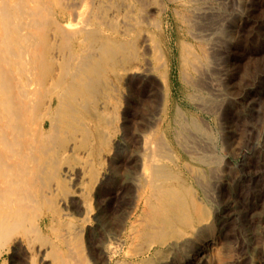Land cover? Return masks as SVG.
I'll use <instances>...</instances> for the list:
<instances>
[{
	"label": "rangeland",
	"instance_id": "374dc122",
	"mask_svg": "<svg viewBox=\"0 0 264 264\" xmlns=\"http://www.w3.org/2000/svg\"><path fill=\"white\" fill-rule=\"evenodd\" d=\"M41 1L46 6L44 10L49 11L50 9L52 13L50 16H47L48 13L45 11L46 15L42 14L43 18L45 16L44 20L46 19L42 25L46 27L43 28L41 25L43 30L45 29L41 34V27L39 31L37 30L38 33L36 35L39 34L40 36L37 35L36 37L37 42L35 41V47H38V50L35 48V51L37 50V53L43 54V60L47 61L48 65L40 60L43 63L39 64L35 84L37 87L44 80L41 84L42 86L40 85L43 88L40 87L42 92L39 90L40 93L37 94L38 88H36V93L33 95L35 99L32 98L31 102H29V108L23 107V109L31 112L37 104L36 111L34 110L33 112L35 113L32 112V114H35L37 122L43 121L44 127L48 131L46 133L52 134V136L49 135L53 140L48 137L47 141L45 140L46 137L42 141V145H46L43 149H47V151L45 152L44 150L45 155L43 154L40 169H38L40 174L37 171L40 175L37 178V186L39 188L40 200L45 204L41 205V207H43L46 214L50 213L48 215H52L53 221H45L43 223L45 228L47 223L50 225L43 232V235L46 234V240L39 239V241L35 237L34 232L26 229L23 236L19 234L20 240L15 236L6 243L3 247V252L0 254V264H75L76 260L74 261V258H79V264H139L141 262L143 264L147 260L148 262L145 264H155L167 253L172 255L174 259L173 264H264V23H262L264 22V13L261 9L264 0H247V4L242 6L237 5L234 8L230 7L229 12H233L231 13L233 20H237L241 14L248 10V7L253 6L251 10L254 17L252 16L250 28H254V33L241 34L240 32L234 33V31L232 32L233 35L230 33L235 38L231 36V39H233V43L231 42L233 45L230 44L229 48L231 56H229L223 70L220 71L221 76L223 75L222 78H224L221 80L226 81L228 79V82L222 83V86L219 84V87L215 86L217 90L221 86L218 94L221 92L223 94L219 95V99L216 96V99L214 94H217V90L211 91L214 87L212 89L210 87V91L208 87L204 89L207 96L215 98L214 101L220 103H217L220 106L219 109L217 107V110H214L215 112H205L197 109L194 105L188 106V109L195 116L198 115L199 122L204 128L206 127L205 130H208L205 132V135L208 139H211L213 143L209 142L216 149L214 155L217 157V160L214 166L216 168L219 166L218 170L221 174L219 187L215 191H212L209 197L204 198L205 196H202L203 206L207 215L211 218L220 217L221 219L224 216L229 219L224 225H221L223 222L217 219V223L215 224L213 240H215L214 245L216 244L218 247L216 248H220L221 258L202 260L193 255V257H186L189 259L184 260L183 263L180 260H182L181 258L185 259V257L180 258L179 256L186 252L185 246L181 242L175 241L173 237L176 232L175 227H169L163 223L162 226L160 224L161 221H155L153 225L146 227L145 225L149 220V216L144 213L145 202H143L142 197L135 201L133 206L129 202L131 195L125 199H121V201L115 198V194L126 176L131 177L128 178L129 180H136L138 177L140 179L139 182L141 184H138V182L135 184V181V185H133V182L130 184L129 188L131 187V192L135 191L138 195L144 192V188L139 185H143L144 178H147V173H149L148 168L142 166V163H140L144 161L147 153V146H144V143L147 144L146 136H151L153 133L157 134L163 137V140L166 142L167 151L179 156L183 154V150L179 149L178 143L174 138L176 137L174 129L167 136L158 133L160 126L166 124L168 120V118H163L162 115L157 114L160 101L164 96L169 94L167 77L163 65L155 61L153 55H148L155 61L153 65L156 66L151 80H156H152L153 82L151 81L146 88L150 87V85L157 88V97L159 99L156 98L157 100L155 99L156 101L154 100L153 103L152 101L147 102L145 100V104H142L144 103L142 101L146 98L145 96L143 98L141 92L145 81L141 74L135 71L134 63L136 65L140 62L144 63V59L142 55L139 56L138 54L134 57L131 54V58L128 57V60L126 57L127 51L121 40L125 27L132 24L135 25L142 19L136 4L142 5V8L145 9V14L142 13L141 15H147L146 17L152 19L159 16L157 0H136V4L134 5L130 2L131 0H121V3L120 0H82L83 2L80 0H50L51 5L49 0H47L48 2L46 0ZM88 1L93 3L92 5L94 6L92 7L94 14L92 13V8L90 9L91 13H88V16L89 14L91 15L89 17L93 22V26H82L84 23L78 24L75 18L76 28L83 29L81 31L78 29L79 32H76L78 30L75 28L73 30L74 26H68L64 18L67 12H73L76 9L77 12H75L78 14H75L74 17L79 16L84 4ZM44 2L49 5V9L47 8L48 5H45ZM155 2L157 3L155 4ZM215 2L224 5L222 4L223 0H215ZM146 3L149 4L146 6ZM51 6L53 9L54 7L56 8L53 10ZM150 12L153 13L150 14ZM72 14L74 15V13ZM96 14L97 17L99 15V19L102 18L99 22H97L98 18ZM117 14L120 16L118 17ZM116 16L118 19H116ZM74 17L72 16V19ZM54 18L56 20H53ZM48 19H52V22L45 25ZM162 19L164 20V18ZM54 21H56L55 24L53 23ZM57 22L59 26H56ZM60 23L67 28L71 27L73 31L71 28H68L69 32L76 33L73 35L72 33L69 34L67 30L64 32L59 31L62 30L59 28ZM164 24L167 27L172 26L166 20H164ZM63 25H61V28L64 27ZM20 26L21 24L19 23L15 27L16 32ZM94 26H100L101 31H96ZM66 27L65 29H67ZM64 36L70 37L68 41L65 38L66 43L64 41L60 42ZM138 36H140V33ZM137 38V35L132 37V42L135 46L137 45ZM56 43L57 45H55ZM69 43L70 46L68 45ZM79 44H83L82 49H78ZM85 44H87V49L85 48ZM88 49H90L89 53L93 52H91V55L88 53ZM107 49L111 53H109V56L115 59L112 62L114 63V67L107 65L108 63L105 61L107 59L105 56ZM78 54L80 57L84 55L83 59L85 60L78 58L79 63H76V58L79 57ZM118 56L119 58H117ZM70 57L74 59H70ZM66 58L71 63L69 73L72 77H70L71 81H69L67 86L60 87L57 83L58 73L62 60ZM86 58H89L91 61L89 60L88 62ZM86 61L87 63L84 64ZM229 62L230 66H226L229 65ZM133 65L132 70L131 66ZM44 66L45 68H43ZM1 67L0 71L4 69V67ZM226 67L229 68V71L225 69ZM103 68L105 71L102 70ZM247 68L249 69L245 72ZM76 71L78 72V76ZM74 72L76 76L71 75ZM229 72L231 74H228ZM79 76L81 80H79ZM227 76L229 77L226 78ZM171 77L174 80L176 79L175 70H173ZM221 80L219 83L222 82ZM82 82H84V85ZM176 84V87H174L176 93H170L169 98H177L180 102L189 100V95L178 92L179 83L177 82ZM157 85L158 87H156ZM159 87L161 90L158 89ZM230 89L232 90L230 91ZM247 93L248 96H244ZM41 94L42 96H40ZM220 99L221 101H219ZM150 103L153 109H150L151 107L148 105ZM140 105L145 108L149 106L150 108L147 111L150 110V113L157 114V117H159L157 125L152 127L151 131L150 129L147 131L144 128H141V131L140 127H137L138 130L132 124L133 117L139 114ZM31 108L32 110H30ZM155 108H157L156 112ZM38 113L42 114L41 117ZM51 126H55L56 128L54 127L55 129L53 128L54 130H52ZM191 130V132H197L194 128H191ZM143 134L146 136L143 137ZM137 136H142L143 138ZM215 142L216 144H214ZM182 143L186 144L183 140ZM140 153L143 154L141 155ZM128 157L134 160H130ZM123 158L124 160L128 159V166L129 164L132 167L135 166L133 168L129 166V170H124L127 161H124ZM44 164L46 168L44 167L43 169ZM168 164L173 165L170 161ZM145 168L147 171H145ZM142 169L144 172L142 171L139 174L138 172ZM121 174L122 177L124 176L123 178ZM40 187L42 188L41 190ZM88 201L90 203L89 207L86 204ZM119 205L121 207H118ZM131 207L133 208L131 209ZM145 229L148 231L146 232ZM159 231L165 233L161 235ZM139 232L141 233L140 235ZM156 232L160 233V238ZM155 233L156 235H154ZM27 234L30 236V239L32 238V246ZM60 235L63 238H60ZM167 236L170 237L167 238ZM154 238L158 240L156 241ZM145 239L147 241H144ZM150 240L154 241V243L151 242V245ZM56 244L63 252L69 255V258L68 256L66 257L67 261L63 258L56 260L53 256L52 247ZM111 245L116 251L113 250L114 248H110ZM36 250L39 251L36 252ZM45 251L47 252L45 253Z\"/></svg>",
	"mask_w": 264,
	"mask_h": 264
},
{
	"label": "bare ground",
	"instance_id": "6f19581e",
	"mask_svg": "<svg viewBox=\"0 0 264 264\" xmlns=\"http://www.w3.org/2000/svg\"><path fill=\"white\" fill-rule=\"evenodd\" d=\"M51 1L49 0L50 5H51ZM80 1L83 2L84 0L83 1L80 0ZM89 1L84 4L82 10L80 11L79 16L76 15L77 17H74L75 14H78L76 13L77 9L75 10L76 12L75 11L67 12L68 15L66 14L64 20L68 26H74L73 30L74 28L77 30L80 29V31L82 29V28H79L78 26H77L78 28H76L77 24L74 22L75 18L78 24L84 23L82 24V26L84 25H86L87 27L93 26V22L89 17L91 15L89 14L88 16V13L89 12L91 13L90 9L94 6L92 5L93 3H90ZM246 1L247 0H223L222 4L224 5H220L216 3L215 0H157L158 5H159V16L153 17L152 19H149L148 17H146L147 15H141L142 13L145 14L144 13L145 9L142 8V5L140 6L138 3L136 4V0L130 1L133 5L136 4L137 9L141 13L140 16H142V19L138 21L137 24L135 25L132 24L130 26L128 25V27H125L124 34L121 40H122V44L124 45L127 51L126 53L127 58L128 57L131 58V54L134 57H136L139 54V56L142 55L144 59V63L140 62L137 65L134 63L135 71L140 73L142 78L145 81V85L142 87L141 92L143 94V98L145 96L148 100L145 98L144 101H142L144 103L142 102L141 103L145 104V100L147 102L152 101L153 103V101L156 98L159 99L157 97V92H158L157 88L151 85L150 87L146 88L151 83V81L154 80V79L151 80V76L155 70L156 65L155 66L153 65L155 61L160 62L161 65H163L165 69L169 94L176 93L174 87H176L177 85L176 83L178 82L179 83L178 88H177L178 92L181 94L186 93L187 95H189L188 97L189 100H186L185 102H182V101L180 102L177 98L170 99L169 94H168L164 96L162 100L160 101V107L158 108L159 110L157 113L158 115H162L163 118L164 117L168 118L167 123L160 126L158 133H160L161 135L167 136L168 133L174 129L176 132V137L174 138L176 142L178 143L179 149L183 150V154L179 156L178 154L175 155V154H172L170 151H167L166 150L167 144L163 140V137L157 134H154V133L152 135L147 134V135H151L148 137L145 135L147 144L144 143V146H147V149H146L147 153L145 155L144 161L143 162L141 161L140 163H142V166L148 168L149 173H147L148 175L147 178H144L145 176L143 177L145 179L143 185H139L144 188L143 189L144 192L140 195L135 193V191L131 192L130 190L131 187L129 188V186H131L130 184L132 182H133V185H135L136 182H138V184H141L139 182L140 179L138 177V179L136 178V180L138 181L133 180V179L132 181L128 179L130 176H126L123 183L121 182L122 185L120 186L119 190L116 192L115 198L116 200L121 201V199H125L127 196L131 195V200H129V202L133 206V204H135L134 202L137 201L138 199H141L142 197L144 200L143 202H145L144 213L147 216H149L148 218L149 220L147 224L145 225L146 227H150L151 225L154 224L155 221H158V222L161 221L160 224L162 226L163 224H165L166 226H169V227L170 226L175 227L176 232L173 237L175 238V241L181 242L183 246H185V251H186L184 254L179 256L180 258L185 257V259L181 258L182 260L180 261L182 263L184 262V260L189 259L186 257H193V255H195L196 258L202 259V260H206L207 258L208 259H217V258L219 259L220 257V252H219L220 248L217 249L218 247L216 246V244L214 245L215 240H213L215 224L217 223V219H220V217L219 218L216 217L215 219H213L207 215L205 207L203 206V197H202L203 195L205 196L204 198L209 197L210 194H212V191H215V189L219 187V184H220L221 174L218 170L219 166L217 168L216 166H214V163H216V160H217V157H215L214 155V153L216 152L215 151L216 149H214L212 144H210L209 141H211V139L210 138L208 139V137L205 135V132L208 130H205L206 127L204 128L201 125L197 117L198 115L195 116L188 109L189 108L188 106L194 105L197 109L201 111H205V112H210V111L219 109L220 106L217 105L218 102L214 101L215 98L213 99L212 97L207 96L204 92V89L208 87L209 88L208 90L210 91V87L211 89L212 87H214V89L211 90L213 91L216 89L215 86L217 87L219 84H221L222 86L223 85L222 83L226 81L228 82V79L226 81H222L224 78H222L223 75L221 76L220 71L223 70L225 64H227V60L229 56H231L230 54L231 52L229 48H230V44L233 43V39H231V36L233 35L232 32L233 31L234 33L240 32L241 34L254 33V28H252L253 30L250 28V25H251L250 23H251L252 16H253V11L251 9L253 6L248 7V10H246L243 14H241V16L237 20H233V15L231 14L233 12H229L231 6L233 8L237 5L242 6L244 4H247ZM157 2H155V4ZM120 3H121V0H120ZM148 4L149 3H146L145 5L147 6ZM45 5H48V4L45 3ZM45 7L46 6L42 4L41 0H0V65L4 67V69L0 71V254L3 252V249H4L3 247L5 246V244L8 243L11 239H13L15 236L18 237V239L20 240L19 236L20 235L23 236L24 235L23 233L26 232V229L30 230L31 232H34L35 237L38 240L39 239L46 240L45 239L46 234L43 235L44 234L43 232L44 230L46 231V229H48L50 225L47 223L46 228H45L43 226V223L45 221H48V222L53 221V217H51L52 215L51 216L48 215L50 213L46 214L43 207H41V205L43 206L45 204L42 202V200H40L39 188L37 186V178L40 176L38 169H40L41 161L43 159V154L45 155V152L47 151V149H43L44 146L46 145L43 146L42 141L46 137L47 138L45 140L48 141V137H50V135L52 136V134L50 133L47 134L46 132L48 131L44 127L43 121L37 122L36 121L37 118L36 116H34L35 114L34 115L32 114V112L36 109L37 104L36 106L33 105L35 106V108L31 112L30 111L27 112L26 109L25 110L23 109V107L29 108V105H30L29 102H31L32 98H34L33 95L36 93V88H38L37 94H39L41 91L40 90V87L42 86L41 84L44 81V80H42V82L39 81L41 84H39V86L36 87L35 79H37L36 73H37V70L39 69L38 68L39 64L42 61L45 62V60H43V57H44L42 56L43 54L36 52L38 50L37 49L38 47L37 48L35 47V44H36L35 41H36L37 35H39V34L36 35V33H38L37 30L39 31V28L43 24V21L46 20V19L44 20L45 16L43 18L42 14H45V12H47L48 13L47 16H50L52 13L50 9L48 8L49 5L47 6V8L49 9L50 12L47 10H44ZM261 7L264 13V3L262 4ZM55 8L56 7H54V9ZM72 13H74V15ZM92 13L94 14L93 8H92ZM152 13L150 12V14ZM72 16L74 17V19H72ZM117 16L119 17L120 15L117 14ZM96 17H97V14H96ZM118 17L116 19H118ZM162 18H164V20H166L168 23H171L172 26H168V27L165 26L164 20ZM101 19L102 18L100 19L98 18L97 22H99V20ZM53 20H56V19L54 18ZM49 22H52V19L50 20L48 19V22L45 23V25L49 24ZM19 23L21 24V26L19 30L16 32L15 27ZM53 23L55 24L56 21H54ZM57 25L59 26L58 22L56 26ZM61 25L63 24L60 23L59 28L62 30H59V31L64 32L65 30H67L69 32L68 28L70 29L71 27L67 28L65 25H63L64 27L61 28L62 27ZM42 26L43 28L46 27L44 25ZM65 27L67 29H65ZM43 28L42 27L40 28V34L42 31L45 30V29L43 30ZM91 29L94 30L93 28ZM91 29L89 30L91 31ZM95 30L101 31V27L100 26L95 27ZM76 32H79V30ZM76 32L70 31L69 34L72 33L74 35ZM86 33H88V31H86ZM139 33H140V36H138ZM228 34H230L229 35L230 37L227 36ZM134 35H137L138 37L136 46L132 42V37ZM232 37L234 38V36ZM235 37L237 38V36ZM65 38L67 41L68 39H70V37L67 38V36H64V38L60 42L64 41V43H66ZM83 38L82 40H84ZM55 45H57V43ZM68 45L70 46V43ZM86 45L87 44H85V48H86ZM82 46L83 44L81 45L79 44L78 49H80ZM90 47L94 48L92 46ZM35 48L37 49L36 51H35ZM90 49L87 50L88 53ZM79 52H82V51L80 50ZM91 52L89 53L90 55H91ZM109 53L110 51L109 49H107L105 52V56L107 59H105V61H107L108 63L107 65L109 66L111 65L112 67H114V63L112 62L115 61V59L109 56ZM148 55H153L154 56L153 59L155 61L152 60V58H150ZM83 56L81 55V57L80 56L77 57L76 63H79L78 58H80L81 60V58L82 59L84 58ZM67 58L65 60H62L59 73L57 72L58 73L57 83H58V86L60 87L67 86L69 84V81H71L70 77H72L70 76V73H69V70H70L69 66L71 65V63H70V60ZM89 58H86L88 59L87 60L88 62L90 60ZM117 58H119V56ZM70 59H74V58L70 57ZM87 61L84 64H86ZM80 62H83V61H80ZM45 63L47 64V61ZM134 65L131 66L132 70H133ZM226 66H230V62H229V65H226ZM43 68H45V66ZM104 68L102 70H104ZM225 69L229 71V68L226 67ZM248 69L249 68H247L245 72H247ZM173 70H175V77H176L175 80L172 79L171 77ZM74 71H75V68H74ZM230 72L228 74H231ZM41 73L43 72L41 71ZM74 74H71V75L76 76L77 74L78 76V72L75 75ZM228 77L229 76H227L226 78ZM80 78L81 77L79 76V80H81ZM38 79L40 80V78ZM220 80L222 82L219 83ZM82 84L84 85V82H82ZM156 87H158V85ZM158 89H160V87ZM219 89L218 90L216 89L217 94L221 90ZM231 90L232 89H230V91ZM221 93L223 94V92ZM217 94H214V96L215 97L217 96L219 99L220 94L218 95ZM40 96H42V94ZM244 96H248V93L245 94ZM219 101H221V99ZM148 105H150L151 107V103ZM150 107L148 106L147 108H145V107H142V105H140V108H139L140 110H138L139 114L133 117V120L131 117L134 128L136 127V129H138L137 127H140V130L141 128H144L147 131H149V129L151 131V128L157 125V119L159 117H157V114H153L152 112L150 113L149 112L150 110L147 111V109H149ZM32 108L30 110H32ZM150 109H153V108L151 107ZM156 109L157 108H155V112H156ZM41 115L42 114H40V117ZM54 127L55 126L52 127V130L56 128ZM191 128H194V130H196L197 132H191L193 130V129L191 130ZM145 136L143 134V137ZM137 137L141 138L142 136H137ZM50 139L52 138L50 137ZM182 140L185 141L186 144L182 143ZM214 144H216V142ZM65 152L67 151L65 150ZM128 158L130 160H134L131 157H128ZM137 159H135V161H137ZM126 161H127L126 167L125 168L123 167V168L124 170L127 171L129 170L128 168L130 164L128 166V159ZM169 161L173 165H169L168 164ZM133 164H137V163H133ZM217 164H218V161H217ZM44 167H45V164L43 166V169ZM133 167L130 166V168H133ZM146 168H145V171H147ZM132 170H135V169H132ZM37 171L39 174L37 173ZM142 171L144 172V170L142 169L138 173L140 174ZM121 177H122V174H121ZM132 177L134 178L133 175ZM134 181H135V184H134ZM41 189L42 188L40 187V190ZM40 194L42 193L40 192ZM86 204H88V207H89L90 205L89 201ZM118 207H121V206L119 205ZM132 208L133 207H131V209ZM222 218L220 219V221L223 222L221 223V225L222 224L224 225L227 223L229 218L228 217L226 218L224 216ZM143 228H144V225H143ZM145 231L147 232L148 230L145 229ZM61 233H62V230H61ZM148 233H151V232H148ZM156 233L154 235H156ZM160 233L159 234L157 233L159 235V238H160ZM164 233H161V235ZM140 234L141 233L139 232V235ZM61 236L62 235H60V238H63V236L62 237ZM168 237L170 236H167V238ZM156 238L154 239L156 240ZM29 239H30V236H29ZM31 239L29 240L30 243L32 242ZM144 241H147V240L145 239ZM154 241L150 240V245H151V242L154 243ZM31 246H32V243H31ZM111 247L112 245L110 246V248ZM52 248H53L52 253H53V256L56 258V260L58 259L60 260L62 258L66 260L67 256L69 258V255L63 252L57 244L53 245ZM63 248L65 249V247ZM113 250H115V248ZM142 250L144 251V249ZM38 251L36 250V252ZM46 252L47 251H45V253ZM75 260H76L75 264H79V258H74V261ZM149 261L151 262V260ZM173 261L174 259L172 255L170 253H167L163 257H161L160 261H158L157 263L155 262V264H173ZM146 262H148V260ZM146 262L144 261L143 264H145Z\"/></svg>",
	"mask_w": 264,
	"mask_h": 264
}]
</instances>
